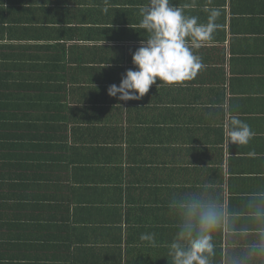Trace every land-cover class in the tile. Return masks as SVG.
<instances>
[{"label":"crops","instance_id":"crops-1","mask_svg":"<svg viewBox=\"0 0 264 264\" xmlns=\"http://www.w3.org/2000/svg\"><path fill=\"white\" fill-rule=\"evenodd\" d=\"M147 3L0 0V55H20L23 64L36 54L40 64H58L67 53L69 67L81 71L64 81L81 87L80 94L59 100L60 70H43V82L53 87L45 95L54 99L31 112L43 127L62 129L35 168L40 180L52 182L40 192L58 195L53 182L61 164L74 179L78 162L100 185L98 193L83 191L73 212L75 193L61 191L70 206L50 211L69 221L59 234L19 240L7 232L0 264H175L171 245L184 240L182 230L158 233L161 215L178 213L195 235L194 203L211 205L218 215L208 233L207 264H264V0H170L199 23L219 10L212 39L193 49L204 66L183 84L157 80L140 100L120 101L108 88L135 70L132 54L145 39L139 24ZM231 115L254 133L247 144L228 143L224 123ZM102 131L112 140H91L103 145L98 158L88 134ZM114 185L116 203L107 200ZM142 234H153L154 244Z\"/></svg>","mask_w":264,"mask_h":264},{"label":"trees","instance_id":"trees-1","mask_svg":"<svg viewBox=\"0 0 264 264\" xmlns=\"http://www.w3.org/2000/svg\"><path fill=\"white\" fill-rule=\"evenodd\" d=\"M19 56L0 55V239L2 241L10 235L20 240L24 236L46 237L59 234L58 232L63 230L69 221L65 214L54 217L50 211L52 207L64 209L70 206V203L67 202L69 198L62 199L60 196L61 191L71 189L75 193L71 203L74 208L71 212L76 210V203L83 191L86 189L97 193L100 191V185L95 175L90 176V173H85V167L78 162L80 173L74 179H68L67 168L65 169L61 164L59 181L54 180L53 182L55 191L59 189L58 195L55 192H40L46 190L47 185L51 186L52 182H49L48 176L45 179L41 177L40 180L35 168L38 163L43 161L46 151L51 148L52 138L57 136L58 130L62 129V126L56 129L46 125L43 127L39 122L41 117L31 112L38 104H46L45 102H48L49 99H54V97L50 98L45 95L47 92L53 91V87L43 82V70H60L61 83L59 85H61L60 87L58 85L54 91L58 92L57 99L59 100L69 97V94H80L81 87L71 86V84L69 86L64 84V81L67 82L69 78L81 71L78 72L69 67L67 53L60 55L58 64L52 63L51 59L48 63L40 64L38 62L41 60L36 54H29L27 63L25 61L21 64ZM39 71L40 74H37ZM58 107L62 109L59 105ZM175 120L173 119V121ZM85 134H81L75 141H83ZM103 134V131L93 135L88 134L90 143L96 146L91 151H95V156L99 154L98 158L101 157L103 146L99 143L107 144V140H112L102 136ZM63 136L66 137V134L61 135V137ZM95 137L99 140L98 144L91 141ZM46 138L48 140H45ZM133 141H135V137ZM84 142L88 141L84 140ZM112 144L117 143L113 142ZM115 150L113 147L112 157L114 159ZM29 188L35 191L34 196L29 193ZM109 192L107 200L116 203V186L109 189ZM171 205H173L174 211L179 207ZM44 209L47 211L45 212ZM46 213L50 214V217L43 216ZM105 216L107 215L105 214ZM161 217L163 218L162 227H158V233L173 229L184 231V223L179 222L178 213L173 212L170 217L162 213ZM178 243L185 249L189 247V243L185 239Z\"/></svg>","mask_w":264,"mask_h":264},{"label":"clouds","instance_id":"clouds-1","mask_svg":"<svg viewBox=\"0 0 264 264\" xmlns=\"http://www.w3.org/2000/svg\"><path fill=\"white\" fill-rule=\"evenodd\" d=\"M140 15L139 28L145 39L132 54L135 70H128L119 86L113 84L108 88L110 97L124 102L140 100L157 80L176 85L195 78L204 65L193 49L203 47L212 39L220 12L210 10L207 22L199 23L198 17L185 15L183 9L172 5L170 0H148ZM224 131L228 143L236 145L247 144L254 135L250 126L236 115L225 121ZM197 210L199 228L195 235L192 225H187L180 233V239H187L189 247L185 249L179 243L171 245L175 264H207L204 254L212 248L208 233L217 223L218 215L211 205H190V213ZM140 239L155 242L153 234H142Z\"/></svg>","mask_w":264,"mask_h":264}]
</instances>
